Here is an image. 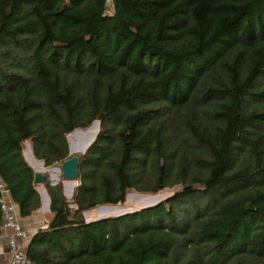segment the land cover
I'll return each mask as SVG.
<instances>
[{
  "label": "trees",
  "instance_id": "1",
  "mask_svg": "<svg viewBox=\"0 0 264 264\" xmlns=\"http://www.w3.org/2000/svg\"><path fill=\"white\" fill-rule=\"evenodd\" d=\"M94 121L72 202L46 174L30 264H264V0H0V182L22 218L43 205L26 144L62 164Z\"/></svg>",
  "mask_w": 264,
  "mask_h": 264
},
{
  "label": "rangeland",
  "instance_id": "2",
  "mask_svg": "<svg viewBox=\"0 0 264 264\" xmlns=\"http://www.w3.org/2000/svg\"><path fill=\"white\" fill-rule=\"evenodd\" d=\"M111 6L112 5H111V2H110L109 5H108L109 9H111ZM95 122L99 123V126H98V131H99L100 122L99 121H95ZM92 126H93V124L90 127L86 128V129H83V131L87 132L88 130H90V128ZM98 131H97L95 136H97ZM72 135L74 137L72 138V143H71V141H70V143H71V145L74 144V143L79 144L78 147L83 145L85 140H86L85 138H87L86 133L83 135V132H81V133H73V134L71 133L69 135V137L71 138ZM76 136H78L79 139ZM75 147H77V145ZM24 152H26V156H27V158H28V160H29V162H30V164L32 166H33V164H32L31 161H34V162H38L39 161L33 156V152H31V147H30L29 143L26 144V148H25ZM72 152H74V151H72ZM34 158L37 161H35ZM57 166L61 167V163L60 164H56L55 166H52V167H46L45 165L42 164V166H34V168L37 171L40 170V171L45 172L46 174H48L49 180L53 184V181H54V177H53L54 171H53V169H56ZM57 182L58 183L62 182L63 188H64V193H65V195L68 198H72L73 193L75 191V188L79 184V180H76V181L64 180L62 178L61 171L58 174ZM178 187H180V186L179 185L170 186V187H167V188L163 189L162 191H159L156 194L141 193V192H137V191L133 190V191L128 193L125 203L119 204V205H114V206L105 205L106 207H103V208H111V209H113V211L111 213H105V215H101L100 214V210H102L103 208H101L102 206H98V207H96V208H94V209H92L90 211H87L85 213L86 220L91 221V220L100 219V218H104V217H108V216H115L116 214H123L125 212H129V211H133V210H136V209H139V208H143V207H146V206L153 205V204L158 203L159 201L165 199L169 195H171ZM38 188H39V191L44 196H46V194H45L46 190H45L44 185L43 184H38ZM40 212H41V215H42L43 219H49L50 216H51V214H50L51 213L50 212V204L48 205L46 203V204L42 205V208L39 211V213ZM23 225H24V223H23Z\"/></svg>",
  "mask_w": 264,
  "mask_h": 264
},
{
  "label": "built area",
  "instance_id": "3",
  "mask_svg": "<svg viewBox=\"0 0 264 264\" xmlns=\"http://www.w3.org/2000/svg\"><path fill=\"white\" fill-rule=\"evenodd\" d=\"M0 191L4 217L1 236L6 237L10 252V264H30L31 258L26 251V242L30 234L23 225L16 202L3 182H0Z\"/></svg>",
  "mask_w": 264,
  "mask_h": 264
},
{
  "label": "water",
  "instance_id": "4",
  "mask_svg": "<svg viewBox=\"0 0 264 264\" xmlns=\"http://www.w3.org/2000/svg\"><path fill=\"white\" fill-rule=\"evenodd\" d=\"M96 124H98V126H99V123L94 121L93 125H96ZM76 132H85V131H83L82 129H76L72 132V134L76 133ZM95 139H96V136L94 137L93 141L91 143H89L87 146H85L84 148H82L79 151H75L72 148V145L70 143V137L68 136L69 148H70V157L62 162L61 167L57 166V168H59V170L61 171L62 178L64 180H69V181L79 180V178H80L79 166H80V162H81L80 153H82V154L86 153V151L88 150V148L94 142ZM72 151H74V152H72ZM31 152H32V150H31ZM24 154H25L26 159L28 160V158L26 156V152ZM28 162H29V160H28ZM41 162L44 165V162L43 161H41ZM32 167H34V166H32ZM45 180H46V173L42 172L40 170L39 171L36 170V178H35L36 184H44ZM53 184L56 185V184H58V182L53 181ZM6 189L9 190L8 187H6ZM69 201L72 202L73 199L69 198ZM103 207H106V206L104 205L101 208H103ZM117 215H120V214H116L115 216H117Z\"/></svg>",
  "mask_w": 264,
  "mask_h": 264
},
{
  "label": "crops",
  "instance_id": "5",
  "mask_svg": "<svg viewBox=\"0 0 264 264\" xmlns=\"http://www.w3.org/2000/svg\"><path fill=\"white\" fill-rule=\"evenodd\" d=\"M45 194H46V196H44L41 193V195H42V203H43V205L46 204V203L49 205L50 204V197H49L47 191H45ZM40 210H41V208L38 210V212L36 214H34V215L30 216V217H27V218H22L21 217V220L23 221L24 226L26 227V230L29 232L30 236L40 226L44 225L46 223V221H48L47 219H43L42 218L41 212L39 213ZM27 244H28V240L26 242V245ZM0 264H10V252L8 250L6 237L3 236V235L0 236Z\"/></svg>",
  "mask_w": 264,
  "mask_h": 264
},
{
  "label": "bare ground",
  "instance_id": "6",
  "mask_svg": "<svg viewBox=\"0 0 264 264\" xmlns=\"http://www.w3.org/2000/svg\"><path fill=\"white\" fill-rule=\"evenodd\" d=\"M97 131H98V124L93 125L90 128V130H88L87 132L86 131L83 132V135L86 133V136H87V138H85L86 140H85L84 144L78 147L79 144H76V143L73 142L74 144H72V148L75 151H79L82 148H84L85 146H87L89 143H91L93 141ZM76 133H81V132H76ZM73 137L74 136L72 135L71 138H70L71 143H72V138ZM76 137L78 138V136H76ZM76 145H77V147H75ZM35 161H37V160L35 159ZM31 162H32L33 166H42V162L41 161L40 162L39 161L38 162L31 161ZM53 171H54V174H53L54 181L57 182L58 174H59L60 170H59V168H56V169H53ZM112 211H113V209H111V208H103L102 210H100V214L101 215H105V213H111Z\"/></svg>",
  "mask_w": 264,
  "mask_h": 264
}]
</instances>
